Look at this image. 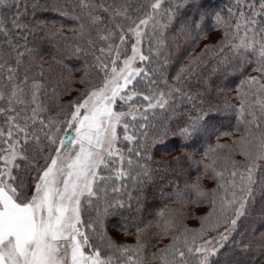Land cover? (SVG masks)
Returning <instances> with one entry per match:
<instances>
[{
    "label": "snow or ice",
    "instance_id": "6c2138e0",
    "mask_svg": "<svg viewBox=\"0 0 264 264\" xmlns=\"http://www.w3.org/2000/svg\"><path fill=\"white\" fill-rule=\"evenodd\" d=\"M179 4L64 0L57 5L61 17L71 15L77 23L82 43L73 54L85 60L79 80L84 90L60 103L67 86L59 90L61 81L46 77L42 67L33 73L37 56L29 38L50 31L39 22L47 5L0 0V264H150L143 230L136 229L134 245L119 242L107 231L108 218L133 208L125 181L139 187L151 179L150 141L158 127L157 135H167L175 121L173 135L184 140L214 129V106L206 99L212 82L204 75L209 65L212 73H232L240 80L234 111L245 134L231 146L217 143L204 152L216 156L203 166L216 182L211 226L199 233L177 229L153 259L217 264L212 257L229 247L246 258L237 264L264 259V247L251 257L244 234L235 239L257 187L264 185V0H232L226 11L215 13V27L223 29L217 42L190 54L168 77L173 45L199 29L204 18L180 21ZM250 71L255 75H246ZM157 112L164 114L159 125ZM121 140L126 148L119 147ZM220 149L228 154L217 156ZM237 153L242 160L233 159ZM185 187L201 197L209 194L198 182ZM168 227L175 225L169 221L166 232ZM124 234L132 235L127 228Z\"/></svg>",
    "mask_w": 264,
    "mask_h": 264
},
{
    "label": "trees",
    "instance_id": "16d2710c",
    "mask_svg": "<svg viewBox=\"0 0 264 264\" xmlns=\"http://www.w3.org/2000/svg\"><path fill=\"white\" fill-rule=\"evenodd\" d=\"M63 3L64 0H41V4L47 5V8L43 9V20L39 22L50 31L29 38L30 45L36 49L37 56L35 61L37 67L33 69V73H39L42 67L46 77L52 81H61L59 90H63L65 85L68 88V93L60 97V103L75 98L78 92L85 88L84 84L79 83L80 78L84 76L85 60L73 54L77 43H82L78 39V25L71 15L60 16L56 6H62ZM231 3L232 0H180L176 13L180 21L199 19L201 16L204 18L200 21L199 29L192 32L190 36L179 37L176 44L173 45L171 66L164 75L175 76L180 67L188 63L190 54L199 53L205 44L211 47L217 42V37L223 29L215 27L214 14L221 10L226 11ZM167 6L166 4L165 7ZM172 35L174 34H169L170 38ZM197 36L199 39H196L193 45V39ZM129 48L130 45L128 51ZM211 56L212 54L209 53L208 58L210 59ZM213 66L209 65L205 69L204 75L212 82V90L206 99L214 106L215 119L211 121L215 126L214 129L208 134H197L191 140H184L173 135L177 130L175 121L170 123L167 135H157L160 133L158 127L153 133L154 138L150 141L152 144L149 152L151 179L144 181L139 187H133L131 181H125L128 191L134 197L133 208L131 211L123 212L122 215L117 214L108 218L107 231L119 242L134 245L136 229L143 230V240L146 245H149L146 248L145 257L150 264H160L159 260L153 259V254L172 242V236L176 235L177 229L181 233L184 229L199 233L202 227L211 226L208 216L213 213L211 193L216 188V182L210 174L205 175L203 166L211 163L213 159H216V156L205 157L204 152L210 147H215L217 143L231 146L233 140L245 134L244 125L236 119L234 111V108L239 107L236 89L240 87V80L236 79L232 73L227 75L212 73ZM246 75H255V73L250 71ZM91 76L94 78L95 73H92ZM171 82L169 80V83ZM228 105L234 107L229 108ZM215 109H219V111L216 112ZM187 118L188 113L185 112L184 119ZM154 123L157 125L164 123V114L157 112ZM182 123L183 121H181ZM119 132L122 137L123 129H119ZM221 133H229V135L223 136L220 135ZM209 136L211 139L208 138ZM126 145L127 142L121 140L119 147L126 148ZM227 154L228 149H220L217 152L219 157H224ZM189 155H192L193 159H189ZM233 159L242 160L243 157L237 153ZM223 163L222 160V166ZM197 182L202 190L209 193L207 196L201 197L197 192L186 189V184L191 185ZM262 190H264V185L257 187L255 201L249 206V215L241 220L238 233L235 234V239L239 240L241 239L240 233H243L244 242L252 244L251 257L259 255L260 249L264 247V237L261 236V233H264V195H262ZM177 192L182 195L178 197ZM109 195H113L111 189H109ZM124 198L127 199L126 194ZM169 221L175 227H168L166 232V222ZM125 228L131 231V236L124 234ZM245 259L239 251L233 254L230 247L223 249L218 256L212 257V260L217 264H237V261ZM260 264H264V259L260 261Z\"/></svg>",
    "mask_w": 264,
    "mask_h": 264
},
{
    "label": "rangeland",
    "instance_id": "374dc122",
    "mask_svg": "<svg viewBox=\"0 0 264 264\" xmlns=\"http://www.w3.org/2000/svg\"><path fill=\"white\" fill-rule=\"evenodd\" d=\"M128 54H129V55L131 54V52H130V48H129ZM117 110H119V109H117Z\"/></svg>",
    "mask_w": 264,
    "mask_h": 264
}]
</instances>
